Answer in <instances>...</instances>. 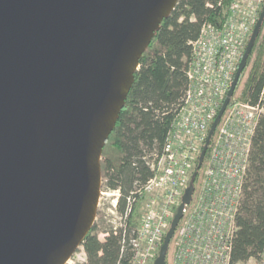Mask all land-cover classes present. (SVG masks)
Here are the masks:
<instances>
[{
  "label": "water",
  "instance_id": "95a60500",
  "mask_svg": "<svg viewBox=\"0 0 264 264\" xmlns=\"http://www.w3.org/2000/svg\"><path fill=\"white\" fill-rule=\"evenodd\" d=\"M178 0H0V264H67L91 230L100 160L139 60ZM264 20V4L201 165ZM191 180L153 264L191 201Z\"/></svg>",
  "mask_w": 264,
  "mask_h": 264
},
{
  "label": "built area",
  "instance_id": "2783aa9c",
  "mask_svg": "<svg viewBox=\"0 0 264 264\" xmlns=\"http://www.w3.org/2000/svg\"><path fill=\"white\" fill-rule=\"evenodd\" d=\"M263 4L264 0H230L224 6L218 0L221 20L204 22L198 37L189 43L186 89L161 149L143 152L141 161L151 176L134 182L123 213L118 210L120 189H109L107 180L101 179L99 223L112 225L104 227L100 237L103 240L109 232L120 235L121 255L128 253L129 264H153L157 258ZM262 114L260 104L233 98L229 102L209 143L201 183L197 190L194 187L176 227L171 264H231L235 216L252 136ZM134 209L137 226L129 232L127 218ZM98 220L96 214V225ZM83 257L85 262L84 252ZM243 264H264V248Z\"/></svg>",
  "mask_w": 264,
  "mask_h": 264
},
{
  "label": "trees",
  "instance_id": "16d2710c",
  "mask_svg": "<svg viewBox=\"0 0 264 264\" xmlns=\"http://www.w3.org/2000/svg\"><path fill=\"white\" fill-rule=\"evenodd\" d=\"M229 1L223 0V5ZM217 2L178 0L139 60L134 82L105 142L100 160L102 180H107L109 189H120V213L126 208V198L134 182H145L151 176L141 156L144 151L163 146L173 111L187 86L189 43L198 37L204 22L221 20V8ZM232 98L233 101L264 107V20ZM207 156L208 152L203 163L199 165L197 162L194 167L192 182L195 190L201 183ZM137 218L138 213L134 209L127 218L129 232L137 226ZM235 226L230 262L243 264L256 258L264 248V114L260 116L252 136ZM174 239L168 247L166 264H170ZM81 249L86 256L85 264H129L128 253L121 255L120 235L109 232L99 240L95 223L84 238Z\"/></svg>",
  "mask_w": 264,
  "mask_h": 264
},
{
  "label": "rangeland",
  "instance_id": "374dc122",
  "mask_svg": "<svg viewBox=\"0 0 264 264\" xmlns=\"http://www.w3.org/2000/svg\"><path fill=\"white\" fill-rule=\"evenodd\" d=\"M98 214V223H97V228H98V238L99 240H102L100 237L101 231L104 229V227H108V225H112L111 223H107V224H101L99 223L100 219H101V213H97ZM83 250L81 249V247L76 251L74 257L72 258L71 263L69 264H85L86 263V256H85V262H84V257H83ZM172 252H173V245H172V249H171V255H170V264L172 262Z\"/></svg>",
  "mask_w": 264,
  "mask_h": 264
}]
</instances>
